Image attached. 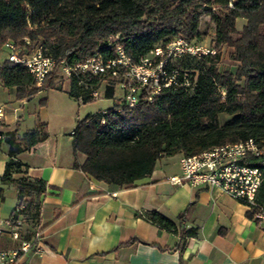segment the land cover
<instances>
[{"label": "trees", "instance_id": "16d2710c", "mask_svg": "<svg viewBox=\"0 0 264 264\" xmlns=\"http://www.w3.org/2000/svg\"><path fill=\"white\" fill-rule=\"evenodd\" d=\"M203 15L214 24L213 47L231 48L233 70L220 68L219 50L183 53L172 65L181 74L188 73L190 85L163 88L152 102L141 97L132 107L117 97L118 80L109 74L79 72L69 79L66 92L76 100L83 93L82 103L94 100L84 86L97 88L101 81L105 83L102 97L114 100L102 109L105 113H89L77 121L72 145L85 160L75 166L97 181L129 188L150 175L162 155L188 156L215 145L264 140V0H0V49L8 41L26 47L40 43L46 56L73 66L94 54L115 59L119 45L125 56L138 62L177 37L198 44ZM238 18L244 20L241 28L236 26ZM56 72L57 68L38 86L23 65L4 61L0 83L13 87L16 99H23L43 89H63L55 82ZM221 113L229 116L224 123ZM47 135L39 122L21 135H9L4 181L25 171L15 155ZM246 163L261 170L255 201L264 205V155H250ZM15 183L17 205L23 206L20 213L26 223L23 237L30 239L38 224L45 182L23 175ZM144 216L161 229L176 231L174 221L157 211Z\"/></svg>", "mask_w": 264, "mask_h": 264}, {"label": "crops", "instance_id": "0c3cea01", "mask_svg": "<svg viewBox=\"0 0 264 264\" xmlns=\"http://www.w3.org/2000/svg\"><path fill=\"white\" fill-rule=\"evenodd\" d=\"M65 89H47L59 93L52 113L42 98L25 116L23 109L40 91L16 99L14 88L0 83V252L18 250L25 239L24 233L13 238L5 221L18 203L15 180L27 175L42 179L45 193L39 237L19 252L15 264H264V220L249 216V205L217 187L174 181L180 153L159 157L150 175L129 188L97 181L76 167L85 155L73 149L70 132L77 122L73 125L70 107L76 99ZM37 122L47 137L15 155L25 171L4 181L7 138ZM150 211L174 221L176 231L146 219ZM6 263L7 256L0 257Z\"/></svg>", "mask_w": 264, "mask_h": 264}, {"label": "built area", "instance_id": "2783aa9c", "mask_svg": "<svg viewBox=\"0 0 264 264\" xmlns=\"http://www.w3.org/2000/svg\"><path fill=\"white\" fill-rule=\"evenodd\" d=\"M29 44V40L25 39ZM118 56L115 59L104 60L99 54L68 66L64 59L57 62L54 58L46 56L40 43L32 47L20 46L8 41L0 49V65L4 61L23 65L33 76L38 86L42 85L46 77L60 67L61 71L70 79L72 74L79 72L96 76L109 74V77L117 78V95L128 106H136L141 97L152 102L163 88L190 85L191 79L187 72H181L172 65L173 60L183 53L200 55L214 53L213 49L190 42L182 37H177L164 47L154 48L148 55L143 56L138 62H132L125 56L121 46H117ZM4 55V57H3ZM181 76V78H179ZM92 88L84 86L91 99L102 97L101 86ZM84 94L78 95V102H82ZM120 110V108L118 109ZM1 111V108H0ZM105 113V110H102ZM73 135V130L70 132ZM264 155V140L257 142L249 138L242 141L225 143L212 146L206 150L192 155H180L181 172L174 176V181H184L200 187H217L229 194L234 199L255 208L254 217L264 220V205H258L255 201L256 193L262 180L261 170L246 163L247 157ZM23 206L16 205L10 217L5 221L7 232L13 238H20L25 232L26 223L23 214L20 213ZM1 234V231H0ZM39 237L36 229L33 239H24L18 250L7 254L0 252V257L7 256L6 264H15L19 252L27 251L33 240ZM9 255V256H8Z\"/></svg>", "mask_w": 264, "mask_h": 264}, {"label": "rangeland", "instance_id": "374dc122", "mask_svg": "<svg viewBox=\"0 0 264 264\" xmlns=\"http://www.w3.org/2000/svg\"><path fill=\"white\" fill-rule=\"evenodd\" d=\"M244 23V20L241 18H238L236 21V26L238 28H241L242 24ZM206 31L205 34L203 32ZM199 32H200V40L198 42L199 45H203L206 48L219 50V66L221 69H230L233 70L236 67V63L232 60L230 56L231 48L228 46H220L217 48H214V42H213V36H214V24L211 21V17L209 15H203L201 18V23L199 25ZM57 77L55 79V82L57 85H61L62 87L68 88L69 85V79L68 77L57 67ZM104 85L101 87L100 91L103 92ZM59 93L53 90H47L44 89L40 91L32 100L31 102L25 106L23 109L25 112V116H28L29 111L32 109L33 105H38L39 100L42 98L47 99V108L50 113L54 111L55 106H59V101L57 99ZM116 95H120L119 90H116ZM113 98H105L101 97L98 99H94L92 101L86 102V103H80L78 100H75L74 103H72L70 107V112L72 116V122L73 125L78 120V117H80L79 120H81L85 115L89 113H95L97 111H100L102 109H106L108 107H111L113 105ZM32 116V115H31ZM229 116L225 113L220 114V123H224L225 120ZM32 118V117H31ZM68 130V129H66Z\"/></svg>", "mask_w": 264, "mask_h": 264}]
</instances>
